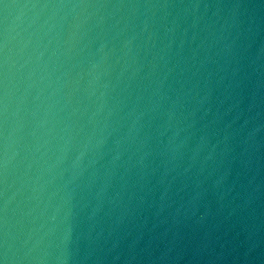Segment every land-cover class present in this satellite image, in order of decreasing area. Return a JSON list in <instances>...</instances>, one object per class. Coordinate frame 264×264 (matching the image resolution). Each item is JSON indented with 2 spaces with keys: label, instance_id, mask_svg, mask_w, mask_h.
<instances>
[{
  "label": "water",
  "instance_id": "obj_1",
  "mask_svg": "<svg viewBox=\"0 0 264 264\" xmlns=\"http://www.w3.org/2000/svg\"><path fill=\"white\" fill-rule=\"evenodd\" d=\"M0 264H264V0H0Z\"/></svg>",
  "mask_w": 264,
  "mask_h": 264
}]
</instances>
